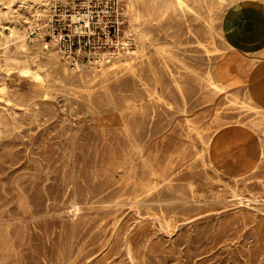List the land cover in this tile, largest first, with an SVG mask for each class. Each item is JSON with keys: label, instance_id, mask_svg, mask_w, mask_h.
I'll list each match as a JSON object with an SVG mask.
<instances>
[{"label": "rangeland", "instance_id": "rangeland-1", "mask_svg": "<svg viewBox=\"0 0 264 264\" xmlns=\"http://www.w3.org/2000/svg\"><path fill=\"white\" fill-rule=\"evenodd\" d=\"M45 1L30 2L29 8L11 0H0V10L12 13L11 17H2L3 25L15 31L13 37L10 31L4 32L8 39L0 35V89L5 90L0 93V264H264V206H261L264 205V114L247 106L249 88H256L260 76L253 75L250 79L249 69L264 62V36L256 32L253 20L246 27L239 12L234 11L246 0H197L189 3L192 12L176 7L169 11L159 8L152 20L138 17L140 4L130 9L127 0H117L121 19L119 35L113 37L112 48L90 57L75 56L80 70L73 63H66V56L61 53L59 56L57 46H52L48 25L53 8L58 4L71 11L86 7L85 13L102 18L101 28L108 29L107 23L113 16L112 0ZM256 1L264 3V0ZM133 26L147 36V49L140 50ZM5 47L9 61L3 56ZM238 51L244 57L235 53ZM25 66L33 74L21 73ZM210 76L216 87L209 85ZM116 99L121 102L118 104ZM136 110L138 113L134 114ZM104 128L111 130L107 132ZM240 131L245 134L250 155L242 154L234 161L235 165L214 163L209 152L211 140L220 134L229 137ZM250 157L254 160L253 169L242 173L241 166Z\"/></svg>", "mask_w": 264, "mask_h": 264}, {"label": "bare ground", "instance_id": "bare-ground-1", "mask_svg": "<svg viewBox=\"0 0 264 264\" xmlns=\"http://www.w3.org/2000/svg\"><path fill=\"white\" fill-rule=\"evenodd\" d=\"M43 1H45V0H43ZM47 1V0H46ZM45 1V2H46ZM128 2H129V6H130V9H132V7H135L137 4H140L141 5V9H139L140 10V13H139V16L138 17H144L145 19H149V20H152L151 18H152V16H153V14L155 13V11H157L159 8H164L166 11H169L171 8H174V7H176V8H179V9H181V10H190L191 12L192 11H194L193 10V8L189 5V3L190 2H193V3H196V2H198L197 0H127ZM223 2H226L227 0H222ZM232 1V0H231ZM30 2H33V3H35L36 2V0H11V3H13V4H20V5H27L29 8L31 7L30 5H29V3ZM213 2H215V1H213ZM40 3H41V1H40ZM44 3V2H43ZM127 6V5H126ZM214 6V5H213ZM139 7V6H138ZM216 7V6H215ZM20 8V7H19ZM138 9V8H137ZM211 10V9H210ZM216 10V9H215ZM138 11V10H137ZM26 12V11H25ZM38 13H40V12H38ZM180 13V12H179ZM197 13V12H196ZM32 14V13H31ZM36 14V13H35ZM138 14V13H137ZM185 14V13H184ZM187 14V13H186ZM194 14V13H193ZM199 14V13H198ZM210 14V13H209ZM213 14V13H212ZM212 14H210V15H212ZM33 15V14H32ZM182 14L180 13V16H181ZM190 15V14H189ZM221 15V14H220ZM3 16H5V17H11L12 16V13H11V11H8V12H3L2 10H0V28L3 30L2 32H0V35H1V37H4V38H6V39H8L9 38V36H6L5 35V31H10L11 33H12V35L10 36V37H13L14 36V30L13 29H11V28H8V27H6L5 25H3V22H2V17ZM186 16V15H185ZM197 16V15H196ZM215 16V15H214ZM128 17V16H127ZM134 17V16H133ZM191 17V16H190ZM210 17H212V16H210ZM47 18V17H46ZM174 18V17H173ZM200 18V17H199ZM177 19V18H176ZM186 19V18H185ZM188 19H189V17H188ZM191 19H193L192 17H191ZM201 19V18H200ZM214 19V18H213ZM212 19V20H213ZM168 19H166V21H167ZM190 20V19H189ZM195 20V19H194ZM193 20V21H194ZM197 20H198V18H197ZM202 20V19H201ZM215 20H217L216 18H215ZM37 21V20H36ZM170 21V20H169ZM178 21V20H177ZM180 21V20H179ZM33 22V21H32ZM197 22V21H196ZM163 23H165V21L163 22ZM167 23H169V22H167ZM205 23V22H204ZM211 23V22H210ZM213 23H214V21H213ZM19 24V23H18ZM35 24V23H34ZM207 24V23H206ZM20 25H21V22H20ZM32 25V24H31ZM131 25H133L132 23H131ZM141 25V24H140ZM164 25V24H163ZM166 25H168V24H166ZM170 25V24H169ZM172 25V24H171ZM175 25V24H174ZM210 25V24H209ZM135 26V25H134ZM133 26V31L135 32V36H137L138 37V40H139V47H140V50L141 49H143L144 47H145V42H146V40H147V36L145 35V33L143 32V31H141V30H139V29H136L135 27ZM157 26V25H156ZM206 26V25H205ZM24 27V26H23ZM160 27V26H159ZM159 27H156V28H159ZM166 27V26H165ZM175 27V26H174ZM130 28V27H129ZM160 28H162V27H160ZM169 28V27H168ZM167 28V29H168ZM204 28V27H203ZM167 29H166V31H167ZM144 30H146V29H144ZM153 30V29H152ZM151 31V30H150ZM149 31V32H150ZM168 31H169V29H168ZM206 31V30H205ZM209 31V30H208ZM131 32V31H130ZM154 32V31H153ZM193 33V32H192ZM210 33V32H209ZM221 33H223V29H222V32ZM31 34V33H30ZM224 34V33H223ZM212 35V34H211ZM216 35V34H215ZM35 36V35H34ZM152 36V35H151ZM162 36V35H161ZM129 37V36H128ZM127 37V38H128ZM154 37H156L155 35H154ZM159 37V36H158ZM123 38H126V37H123ZM203 38H204V36H203ZM205 38H207V37H205ZM209 38H211V37H209ZM216 38V37H215ZM218 38V37H217ZM25 39V38H24ZM121 39V38H120ZM159 39V38H158ZM208 39V38H207ZM224 39H225V41H226V43L228 44V46L230 47V44H229V42H228V40H227V38H226V36H225V34H224ZM5 40V39H4ZM219 40V39H218ZM23 41V40H22ZM27 41V40H26ZM148 41V40H147ZM156 41V40H155ZM194 41V40H193ZM223 41V40H222ZM9 40H7V42L5 43L6 45H7V47H8V44H9ZM47 42V41H46ZM123 42V41H122ZM149 42V41H148ZM153 42V41H152ZM184 42V41H183ZM189 42V41H188ZM195 42V41H194ZM199 42V41H198ZM25 43V42H24ZM125 43V42H124ZM163 43V42H162ZM208 43V42H207ZM223 43V42H222ZM186 44V43H185ZM199 44V43H198ZM225 44V43H224ZM129 45V44H128ZM148 45V44H147ZM26 46V45H25ZM47 46V45H46ZM52 46H54L55 47V44H54V42H53V44H52ZM221 46V45H220ZM7 47H5V49H4V52H3V56H4V58H5V60L6 61H9L10 60V57L9 56H7V54H6V49H7ZM43 47V46H42ZM44 47H45V45H44ZM53 47V48H54ZM118 47V46H117ZM180 47V46H179ZM206 47V46H205ZM146 48V47H145ZM144 48V49H145ZM168 48V47H167ZM214 48V47H213ZM221 48V47H220ZM21 49V48H20ZM23 49V48H22ZM29 49V48H28ZM147 49V48H146ZM160 49V48H159ZM166 48H164V51H166L165 50ZM193 49V48H192ZM191 49V50H192ZM205 49V48H204ZM210 49V48H209ZM212 49V48H211ZM216 49V48H215ZM214 49V50H215ZM24 50V49H23ZM38 50V49H37ZM41 50H42V48H41ZM47 50V49H46ZM54 50V49H53ZM124 50V49H123ZM168 50H169V48H168ZM176 50V49H175ZM194 50V49H193ZM197 50V49H196ZM213 50V49H212ZM217 50V49H216ZM162 51V50H161ZM160 51V52H161ZM174 51V50H173ZM218 51V50H217ZM49 52V51H48ZM55 52V51H54ZM58 52V51H57ZM124 52V51H123ZM159 52V51H158ZM170 52V51H169ZM194 52H196V51H194ZM199 52V51H198ZM163 53V52H162ZM170 53H172V52H170ZM208 53L210 54V51H208ZM235 53H237V54H239V55H241V56H243V54L240 52V51H238V52H235ZM57 54H59V56H60V52H58ZM160 54V53H159ZM206 54V53H205ZM225 54V53H224ZM157 55V54H156ZM168 55H170V54H168ZM173 55V54H172ZM182 55V54H181ZM202 55V54H201ZM208 55V54H207ZM221 55V54H220ZM62 56V55H61ZM100 56V55H99ZM111 56V55H110ZM121 56V55H120ZM162 56H164V55H162ZM161 56V57H162ZM173 56H175V55H173ZM185 56V55H184ZM190 56V55H189ZM210 56V55H209ZM50 57V56H49ZM63 57V56H62ZM165 57H167L166 55H165ZM191 57V56H190ZM244 57V56H243ZM42 58V57H41ZM142 58V57H141ZM164 58V57H163ZM169 58V57H168ZM213 58V57H212ZM37 59V58H36ZM59 59H62V58H59ZM64 59H65V61H66V63H68V64H70V63H73L74 64V66H75V68H77V69H79L80 70V64H79V62H78V60L75 58V56H70V58L69 57H64ZM82 59V58H81ZM148 59V58H147ZM187 59V58H186ZM89 60V59H88ZM94 60V59H93ZM123 60H124V58H123ZM127 60V59H126ZM142 60V59H141ZM154 60V59H153ZM164 60V59H163ZM184 60V59H183ZM190 60V59H189ZM58 61V60H57ZM160 61V60H159ZM166 61V60H165ZM169 61V60H168ZM182 61V60H181ZM264 61V60H263ZM3 62H4V60H3ZM96 62V61H95ZM142 62V61H141ZM173 62H176V61H173ZM48 63V62H47ZM57 63V62H56ZM138 63V62H137ZM140 63V62H139ZM170 63V62H169ZM183 62H181L180 64H182ZM187 63V62H186ZM192 63V62H191ZM32 64V63H31ZM147 64V63H146ZM158 64V63H157ZM179 64V63H178ZM96 65V64H95ZM98 65V64H97ZM96 65V66H97ZM132 65V64H131ZM143 65V64H142ZM174 65V64H173ZM194 65V64H193ZM49 66H50V64H49ZM55 66V65H54ZM125 66H127V65H125ZM140 66V65H139ZM150 66V65H149ZM184 66V65H183ZM123 67V66H122ZM179 67V66H178ZM62 68V67H61ZM90 68V67H89ZM143 68H144V66H143ZM142 68V69H143ZM147 68V67H146ZM200 68V67H199ZM212 68H213V66H212ZM58 69V68H57ZM93 69V68H92ZM141 69V70H142ZM160 69V68H159ZM210 69V68H209ZM264 69V62L263 63H260L259 64V66H256V67H252L251 69H249L250 71H249V77H250V79L252 78V76L254 75V76H256V74H257V72H259L260 70H263ZM120 70V69H119ZM122 70V69H121ZM152 70H154V69H152ZM156 70V69H155ZM168 70H170V69H168ZM178 70V69H177ZM187 70V69H186ZM58 71V70H57ZM64 71V70H63ZM87 71V70H86ZM127 71V70H126ZM143 71V70H142ZM151 71V70H150ZM150 71H149V73H150ZM161 71V70H160ZM171 71V70H170ZM21 73H23V74H33L32 72H30V69L28 68V67H23L22 69H21V71H20ZM59 72V71H58ZM66 72V71H65ZM96 72V71H95ZM124 72H125V70H124ZM145 72V71H144ZM156 72V71H155ZM158 72L159 71H157L156 73L158 74ZM168 72V71H167ZM166 72V73H167ZM174 72V71H173ZM176 72V71H175ZM180 72V71H179ZM186 72V71H185ZM38 73V72H37ZM37 73H35V74H37ZM61 73V72H60ZM82 73V72H81ZM88 73V72H87ZM127 73H129V72H127ZM139 73V72H138ZM148 73V74H149ZM172 73V72H171ZM187 73H189L188 71H187ZM46 74V73H45ZM58 74V73H57ZM56 74V75H57ZM141 74V73H140ZM144 74V73H143ZM176 74V73H175ZM192 74V73H191ZM60 75V74H59ZM63 75V74H62ZM96 75V74H95ZM116 75H117V72H116ZM122 75V74H121ZM124 75H126V74H124ZM130 75V74H129ZM177 75V74H176ZM185 75V74H184ZM195 75V74H194ZM61 76V75H60ZM59 76V77H60ZM108 76V75H107ZM133 76V75H132ZM149 77H150V75H148ZM152 76V75H151ZM157 76V75H156ZM169 76V75H168ZM197 76V75H196ZM201 76V75H200ZM66 77V76H65ZM116 77V76H115ZM140 77H142V76H140ZM148 77V78H149ZM164 77V76H163ZM163 77H161V79H163ZM171 77V76H170ZM207 77H209V76H207ZM130 78H132L131 76H130ZM136 78H137V76H136ZM146 78V77H145ZM147 78V79H148ZM166 78V77H165ZM176 78V77H175ZM188 78V77H187ZM194 78H196V77H194ZM206 78V77H205ZM59 79V78H58ZM57 79V80H58ZM111 79V78H110ZM115 79V78H114ZM125 79V78H124ZM143 79V78H142ZM158 79H160V77L158 78ZM173 79V78H172ZM179 79V78H178ZM183 79V78H182ZM209 79V82H210V84L209 85H212V86H214V87H216V85H215V82H214V78H213V76H210V78H208ZM71 80V79H70ZM82 80V79H81ZM130 80V79H129ZM154 80V79H153ZM193 80V79H192ZM65 81V80H64ZM67 81V80H66ZM98 81V80H97ZM107 81V80H106ZM132 81H133V79H132ZM69 82V81H68ZM120 82V81H119ZM126 82V81H125ZM124 82V83H125ZM142 82V81H141ZM153 82V81H152ZM156 82V81H155ZM175 82V81H174ZM181 82V81H180ZM198 82V81H197ZM204 82V81H203ZM107 83V82H106ZM128 83V82H127ZM143 83H144V81H143ZM148 83H149V81H148ZM163 83V82H162ZM177 83V82H176ZM207 83V82H206ZM55 84V83H54ZM71 84V83H70ZM98 84V83H97ZM104 84V83H103ZM114 84H115V82H114ZM122 84V83H121ZM168 84V83H167ZM197 84V83H196ZM65 86H66V84H64ZM112 85V84H111ZM143 85V84H142ZM160 85V84H159ZM191 85V84H190ZM60 86V85H59ZM71 86V85H70ZM81 86H82V84H81ZM98 86V85H97ZM100 86V85H99ZM108 86H110V85H108ZM128 86V85H127ZM134 86H135V84H134ZM147 86V85H146ZM154 86V85H153ZM168 86H170V85H168ZM171 86H173V85H171ZM116 87V86H115ZM131 87V86H130ZM158 87H160V86H158ZM209 87V86H208ZM213 87V88H214ZM62 88V87H61ZM63 88H65V87H63ZM62 88V89H63ZM94 88V87H93ZM102 88V87H101ZM111 88V87H110ZM122 88V87H121ZM134 88H136V87H134ZM143 88H144V86H143ZM163 88V87H162ZM165 88H166V86H165ZM178 88V87H177ZM212 88V87H211ZM96 89V88H95ZM104 89V88H103ZM107 89H109L108 87H107ZM106 89V90H107ZM168 89V88H167ZM64 90H66V89H64ZM69 90H70V88H69ZM71 90H73V89H71ZM75 90V89H74ZM99 90H101V89H99ZM113 90V89H112ZM129 90V89H128ZM155 90V89H154ZM161 90V89H160ZM163 90H164V88H163ZM189 90V89H188ZM5 90H4V88H1L0 89V93H3ZM61 91V90H60ZM138 91V90H137ZM151 92L153 91L152 89L150 90ZM162 91V90H161ZM174 91V90H173ZM217 91V90H216ZM101 92V91H100ZM119 92V91H118ZM118 92H116V93H118ZM135 92V91H134ZM164 92V91H163ZM168 92V91H167ZM182 92V91H181ZM198 92V91H197ZM196 92V93H197ZM201 92V91H200ZM71 93V92H70ZM75 93V92H74ZM88 93V92H87ZM91 93V92H90ZM137 93V92H136ZM170 93V92H169ZM189 93V92H188ZM193 93V92H192ZM77 94V93H76ZM79 94V93H78ZM77 94V95H78ZM83 94V93H82ZM89 94V93H88ZM112 94H114V93H112ZM128 94V93H127ZM149 94V93H148ZM154 94V93H153ZM201 94V93H200ZM84 95V94H83ZM91 95H93L94 96V93L93 94H91ZM90 95V96H91ZM97 95H98V93H97ZM116 95V94H115ZM123 95V94H122ZM124 95H126V93L124 94ZM129 95V94H128ZM132 95V94H131ZM139 95V94H138ZM150 95H152V94H150ZM161 95V94H160ZM166 95V94H165ZM177 95V94H176ZM239 95V94H238ZM244 95V94H243ZM170 97H171V95H169ZM183 96V95H182ZM226 96H228V95H226ZM76 97V96H75ZM81 97H82V95H81ZM104 97V96H103ZM150 97V96H149ZM153 97H155V96H153ZM186 97V96H185ZM184 97V98H185ZM200 97V96H199ZM199 97H198V99H199ZM202 97V96H201ZM70 98V97H69ZM94 98V97H93ZM95 98H96V96H95ZM97 98H99L100 99V97H97ZM136 98V97H135ZM173 98H174V95H173ZM226 98V97H225ZM88 99V98H87ZM112 99H114V96H113V98ZM117 99H120V98H118L117 97ZM117 99L115 100L116 102H118L117 101ZM128 99H130V97L128 98ZM146 99V98H145ZM152 99V98H151ZM155 99V98H154ZM172 99V98H171ZM188 99H190V98H188ZM79 100H82V99H79ZM140 100V99H139ZM141 100H142V98H141ZM153 100V99H152ZM158 100V99H157ZM173 100H176V98L175 99H173ZM185 100V99H184ZM59 101V100H58ZM91 101V100H90ZM101 101V100H100ZM105 101V100H104ZM127 101V100H126ZM145 101V100H144ZM161 101H164V100H161ZM189 101V100H188ZM231 101V100H230ZM237 101H238V99H237ZM244 101H245V99H244ZM247 101H248V103H247V106H249L252 110H254V111H256V112H260V113H262V114H264V87H260L259 85H257L256 86V89L255 90H251L250 88H249V92H248V98H247ZM61 102V101H60ZM77 102V101H76ZM86 102V101H85ZM98 102V101H97ZM115 102V103H116ZM121 101H119L118 102V104L120 103ZM143 102V101H142ZM165 102V101H164ZM172 102V101H171ZM201 102H203V100L201 101ZM235 102V101H234ZM70 103H72V102H70ZM99 103V102H98ZM97 103V104H98ZM105 103V102H104ZM156 103V102H155ZM200 103V102H199ZM241 103V102H240ZM7 104V103H6ZM10 104V103H9ZM76 104V103H75ZM177 104V103H176ZM204 104V103H203ZM227 104V103H226ZM72 105V104H71ZM83 105V104H82ZM103 105V104H102ZM102 105H100V106H102ZM107 104H105V106H106ZM112 105V104H111ZM128 105V104H127ZM140 105V104H139ZM146 105H148V104H146ZM182 105V104H181ZM180 105V106H181ZM187 105V104H186ZM225 105V104H224ZM234 105V104H233ZM240 105V104H239ZM8 106V105H7ZM104 106V105H103ZM130 106V105H129ZM141 106V105H140ZM159 106H160V104H159ZM167 106V105H166ZM173 106V105H172ZM198 106H200L199 104H198ZM231 106H232V104H231ZM241 106V105H240ZM82 107V106H81ZM99 107V106H98ZM97 107V108H98ZM146 108H147V106H145ZM149 107V106H148ZM154 107H155V105H154ZM193 107H195V106H193ZM203 107V106H202ZM229 107V106H228ZM241 107H243V106H241ZM64 108V107H63ZM78 108V107H77ZM86 108V107H85ZM109 108V107H108ZM124 108V107H123ZM145 108V109H146ZM171 108V107H170ZM197 108V107H196ZM236 108V107H235ZM3 109V108H2ZM39 109V108H38ZM89 109V108H88ZM107 109V108H106ZM128 109V108H127ZM142 109V108H141ZM163 109V108H162ZM172 109V108H171ZM191 109V108H190ZM195 109V108H194ZM21 110V109H20ZM91 110V109H90ZM89 110V111H90ZM102 110V109H101ZM129 110V109H128ZM135 110V109H134ZM152 110V109H151ZM155 110V109H154ZM160 110V109H159ZM179 110V109H178ZM222 110V109H221ZM230 110V109H229ZM10 111H12V110H10ZM73 111V110H72ZM121 111V110H120ZM162 111V110H161ZM182 111V110H181ZM234 111V110H233ZM13 112V111H12ZM22 112V111H21ZM77 112V111H76ZM93 112V111H92ZM95 112V111H94ZM125 112H127V111H125ZM130 111H128L127 113H129ZM137 112V110L134 112V114ZM141 112V111H140ZM146 112V111H145ZM160 112V111H159ZM159 112H158V114H159ZM169 112V111H168ZM176 112V111H175ZM193 112V111H192ZM223 112H224V110H223ZM222 112V113H223ZM249 112H250V110H249ZM73 113V112H72ZM84 113H87V112H84ZM109 113V112H108ZM116 113V112H115ZM119 113V112H118ZM138 113V112H137ZM157 113V112H156ZM179 113V112H178ZM104 113H102L101 115H103ZM130 114V113H129ZM132 114V113H131ZM141 114V113H140ZM147 114V113H146ZM150 114V112L147 114V115H149ZM176 114V113H175ZM250 114V113H249ZM25 115V114H24ZM52 115H54V114H52ZM106 115H107V113H106ZM137 115V114H136ZM156 115V114H155ZM224 115V114H223ZM46 116H48L47 114H46ZM90 116V115H89ZM94 116V115H93ZM115 116V115H114ZM140 116V115H139ZM151 115H149V117H150ZM153 116V115H152ZM158 116V115H157ZM160 116V115H159ZM168 116H170V115H168ZM171 116H173V115H171ZM49 117V116H48ZM78 117V116H77ZM126 117V116H125ZM137 117V116H136ZM176 117V116H175ZM241 117V116H240ZM62 118V117H61ZM132 118H133V116H132ZM144 118H146L145 116H144ZM144 118H143V120H144ZM155 118H157V117H155ZM225 118V117H224ZM229 118V117H228ZM25 119H26V117H25ZM64 119V118H63ZM116 119V118H115ZM142 119V118H141ZM161 119V118H160ZM166 119V118H165ZM164 119V120H165ZM174 119V118H173ZM263 119V118H262ZM89 120H90V118H89ZM106 120V119H105ZM111 120V123H112V119H110ZM128 120H129V118H128ZM154 120V119H153ZM92 121V120H91ZM95 121H96V119H95ZM99 121H102V120H99ZM131 121V120H130ZM147 121H149V120H147ZM156 121V120H155ZM162 121V120H161ZM119 122V121H118ZM132 122V121H131ZM170 122V121H169ZM188 122V121H187ZM65 123V122H64ZM69 123H71V122H69ZM81 123V122H80ZM100 123V122H99ZM160 123V122H159ZM186 123V122H185ZM264 123V122H263ZM66 124V123H65ZM68 124V123H67ZM96 124V123H95ZM98 124V123H97ZM110 124V123H109ZM132 124V123H131ZM140 124V123H139ZM168 124V123H167ZM170 124V123H169ZM168 124V125H169ZM187 124V123H186ZM189 124V123H188ZM100 125V124H99ZM143 125V124H142ZM146 125H148V124H146ZM152 125V124H151ZM159 125V124H158ZM168 125H166V126H168ZM191 125V124H190ZM32 126V125H31ZM68 126V125H67ZM74 126H76V125H74ZM102 126H104L103 125V123H102ZM106 126V125H105ZM180 127V126H179ZM192 127V126H191ZM77 128V127H76ZM79 128V127H78ZM81 128H82V126H81ZM98 128V127H97ZM103 128V127H102ZM111 128V127H110ZM115 128V127H114ZM125 128V127H124ZM135 128V127H134ZM80 129V128H79ZM95 129V128H94ZM105 129V128H104ZM141 129H142V127H141ZM162 129V128H161ZM165 128H163L162 130H164ZM187 129V128H186ZM186 129H185V131H186ZM69 130H70V128H69ZM78 130V129H77ZM101 130V129H100ZM106 130V129H105ZM109 130H111V129H109ZM108 130V131H109ZM118 130V129H117ZM145 130V129H144ZM143 130V131H144ZM154 130H155V128H154ZM192 130V129H191ZM190 130V131H191ZM79 131V130H78ZM107 131V130H106ZM107 131V132H108ZM129 131V130H128ZM139 131V130H138ZM149 131V130H148ZM194 131V130H193ZM133 132V131H132ZM156 132V131H155ZM192 132V131H191ZM215 132V131H214ZM46 133H47V131H46ZM60 133V132H59ZM104 133V132H103ZM126 133H127V131H126ZM129 133H130V131H129ZM135 133V132H134ZM137 133V132H136ZM142 133V132H141ZM145 133V132H144ZM188 134H189V132H187ZM194 133H195V131H194ZM23 134V133H22ZM105 134V133H104ZM104 134H102V135H104ZM108 134V133H107ZM118 134H119V132H118ZM131 134V133H130ZM129 134V135H130ZM138 134V133H137ZM140 134V133H139ZM146 134H147V132H146ZM156 134H157V132H156ZM74 135V134H73ZM101 135V134H100ZM122 135V134H121ZM155 135V134H154ZM160 135V134H159ZM212 135V134H211ZM89 136H90V134H89ZM95 136V135H94ZM97 136V135H96ZM108 136V135H107ZM126 136V135H125ZM142 136V135H141ZM150 136V135H149ZM158 136V135H157ZM208 136V135H207ZM75 137H77V136H75ZM113 137V136H112ZM152 137V136H151ZM70 138V137H69ZM114 138V137H113ZM143 138V137H142ZM191 138V137H190ZM209 138V137H208ZM13 139V138H12ZM83 139V138H82ZM88 139V138H87ZM115 139V138H114ZM132 139V138H131ZM130 139V140H131ZM141 139V138H140ZM50 140V139H49ZM67 140V139H66ZM84 140V139H83ZM102 140H104V139H102ZM111 140V139H110ZM113 140V139H112ZM111 140V141H112ZM120 140V139H119ZM134 140V139H133ZM149 140H151V138L149 139ZM16 141V140H15ZM81 141V140H80ZM147 141V140H146ZM208 141V140H207ZM72 142V141H71ZM93 142H95V141H93ZM104 142V141H103ZM125 142V141H124ZM132 142V141H131ZM142 142H144V140H142ZM141 142V143H142ZM148 142H150V141H148ZM202 142V141H201ZM74 143V142H73ZM90 142H88V144H89ZM111 143V142H110ZM110 143H107V144H110ZM128 143V142H127ZM135 143V142H134ZM138 143V142H137ZM87 144V145H88ZM101 144V143H100ZM99 144V145H100ZM116 144H118V143H116ZM139 144V143H138ZM200 144V143H199ZM246 144H247V142H246V138H245V134H244V132H242V131H240L239 133H237V134H235V135H232V136H229V137H227V135H222V134H220L219 136L217 135V136H215L212 140H211V142H210V145H209V152H210V158H211V160L214 162V163H219L220 161H221V163L223 162H225L226 164H229V165H235V163H234V161L236 160V159H239L240 157H241V155L242 154H244V153H248L249 155H250V153H249V151H247L246 150ZM91 145V144H90ZM93 145V144H92ZM111 145H112V143H111ZM110 145V146H111ZM120 145V144H119ZM123 145V144H122ZM129 145V144H128ZM132 145V144H131ZM97 146V145H96ZM134 146V145H133ZM199 147H200V145H198ZM48 147H49V145H48ZM81 147V146H80ZM80 147H78V148H80ZM92 147V146H91ZM90 147V148H91ZM136 147H137V144H136ZM143 147V146H142ZM141 147V148H142ZM198 147V148H199ZM119 148V147H118ZM141 148H139V149H141ZM204 148V147H203ZM202 148V149H203ZM105 149V148H104ZM108 149V148H107ZM13 150V149H12ZM95 150V149H94ZM120 150V149H119ZM10 151H11V149H10ZM52 151V150H51ZM75 151V150H74ZM83 151V150H82ZM92 151V150H91ZM125 151L127 152V150L125 149ZM130 151H131V149H130ZM44 152V151H43ZM66 152H67V150H66ZM121 152V151H120ZM132 152V151H131ZM135 152V151H134ZM136 152H137V150H136ZM208 152V153H209ZM70 153V152H69ZM85 153V152H84ZM89 153V152H88ZM92 153V152H91ZM95 153L96 152H94V155H95ZM130 153V152H129ZM193 153H194V151H193ZM199 153V152H198ZM42 154V153H41ZM65 154V153H64ZM137 154V153H136ZM203 154V153H202ZM67 155V154H66ZM89 155V154H88ZM130 155V154H129ZM64 156V155H63ZM97 156V155H96ZM118 156V155H117ZM119 156H121V155H119ZM124 156V155H123ZM83 157V156H82ZM87 157V156H86ZM94 157L95 156H92V158L94 159ZM122 157V156H121ZM126 157H127V154H126ZM72 158V157H71ZM119 158V157H118ZM125 158V157H124ZM154 158V157H153ZM193 158V157H192ZM198 158V157H197ZM67 159V158H66ZM66 159H64L65 160V162H67L66 161ZM70 159V158H69ZM88 159H90L89 157H88ZM200 159V158H199ZM203 159V158H202ZM94 160H96V159H94ZM114 160V159H113ZM116 160H118V159H116ZM116 160L113 162V163H115L116 162ZM132 160V159H131ZM135 160V159H134ZM138 160V159H137ZM198 160V159H197ZM201 160V159H200ZM50 161V160H49ZM69 161V160H68ZM72 161V160H71ZM91 161H93V160H91ZM101 161V160H100ZM129 161V160H128ZM88 162V161H87ZM133 162V161H132ZM138 162V161H137ZM143 162V161H142ZM196 162V161H195ZM62 163H64V162H62ZM79 163V162H78ZM92 163V162H91ZM117 163V162H116ZM115 163V164H116ZM119 163V162H118ZM121 163V162H120ZM135 163V162H134ZM134 163H133V165H134ZM141 163V162H140ZM145 163V162H144ZM209 163V162H208ZM77 164V163H76ZM94 164V163H93ZM114 164V165H115ZM122 164V163H121ZM194 164V163H193ZM202 164V163H201ZM113 165V166H114ZM118 165V164H117ZM120 165V164H119ZM118 165V166H119ZM130 165V164H129ZM141 165V164H140ZM152 165V164H151ZM210 165V164H209ZM64 166V165H63ZM81 166V165H80ZM105 166V165H104ZM123 166H124V164H123ZM211 166V165H210ZM253 166H254V160H253V158H251L250 157V159L248 160V162L246 163V164H244V165H242L241 167L243 168V170L241 171L242 173L244 172V173H246V172H249V171H251L252 169H253ZM95 167V166H94ZM125 167V166H124ZM66 168H67V166H66ZM74 168V167H73ZM78 168V167H77ZM77 168H75V169H77ZM96 168V167H95ZM106 168V167H105ZM115 168V167H114ZM114 168H112L113 170H114ZM118 168V167H117ZM135 168V167H134ZM144 168H145V166H144ZM211 168V167H210ZM111 169V168H110ZM110 169H108V170H110ZM112 169H111V171H112ZM190 169V168H189ZM52 170V169H51ZM140 170V169H139ZM142 170V169H141ZM71 170H69V172H70ZM110 171V172H111ZM132 171V170H131ZM149 171V170H148ZM151 171V170H150ZM204 171H205V169H204ZM56 172V171H55ZM59 172V171H58ZM102 172H103V170H102ZM146 172V171H145ZM217 172V171H216ZM50 173V172H49ZM60 173V172H59ZM72 173V172H71ZM92 173V172H91ZM144 173V172H143ZM177 173V172H176ZM218 173V172H217ZM66 174V173H65ZM73 174V173H72ZM102 174V173H101ZM100 174V175H101ZM127 173H125V175H126ZM136 174V173H135ZM151 174H153V173H151ZM62 175V174H61ZM90 175H92V174H90ZM105 175V174H104ZM104 175H102V176H104ZM142 175V174H141ZM140 175V176H141ZM3 176V175H2ZM123 176V175H122ZM127 176V175H126ZM55 177V176H54ZM74 177V176H73ZM129 177V176H128ZM136 177V176H135ZM147 177V176H146ZM61 178V177H60ZM88 177H85V179L86 180H88L87 179ZM95 178V177H94ZM125 178V177H124ZM177 178V177H176ZM77 179V178H76ZM83 179V178H82ZM100 179V178H99ZM120 179V181L122 180L121 179V177L119 178ZM131 179V178H130ZM55 180V179H54ZM53 180V181H54ZM61 180V179H60ZM90 180V179H89ZM94 180V179H93ZM124 180V179H123ZM139 180V179H138ZM146 180V179H145ZM79 181V180H78ZM83 181V180H82ZM85 181V180H84ZM96 181V180H95ZM230 181V180H229ZM255 181V180H254ZM55 182V181H54ZM70 182V181H69ZM86 183H87V181H85ZM91 182V181H90ZM109 182V181H108ZM114 182H115V180H114ZM117 182V181H116ZM115 182V183H116ZM119 182V181H118ZM117 182V183H118ZM172 182V181H171ZM78 183V182H77ZM81 183V182H80ZM89 183V182H88ZM98 183V182H97ZM101 183V182H100ZM161 183H163V182H161ZM261 183V182H260ZM79 184V183H78ZM111 184H113V183H111ZM168 185L170 184L171 185V183H167ZM92 185V184H91ZM101 185V184H100ZM99 185V186H100ZM118 185H119V183H118ZM130 185V184H129ZM163 185H164V183H163ZM180 185V184H179ZM178 185V186H179ZM191 185V184H190ZM253 185V184H252ZM259 185V184H258ZM23 186V185H22ZM67 186V185H66ZM94 186V185H93ZM114 187H115V185H113ZM181 186V185H180ZM237 186V185H236ZM250 186V185H249ZM91 187V186H90ZM98 187V186H97ZM101 187V186H100ZM155 187V186H154ZM159 187V186H158ZM166 187H168V186H166ZM165 187V188H166ZM173 187V186H172ZM55 188H57V187H55ZM94 188V187H93ZM92 188V189H93ZM108 188H111L110 186L108 187ZM117 188V187H116ZM125 188H126V186H125ZM131 189H132V187H130ZM162 188V187H161ZM175 188V187H174ZM174 188H172V189H174ZM180 188V187H179ZM261 188V187H260ZM259 188V189H260ZM15 189V188H14ZM13 189V190H14ZM25 189V188H24ZM31 189V188H30ZM41 190H42V187L40 188ZM64 189H65V186H64ZM124 189V188H123ZM189 189V188H188ZM237 189V188H236ZM111 190V189H110ZM118 190V189H117ZM125 190V189H124ZM175 190H176V188H175ZM179 190V189H178ZM178 190L176 191V192H178ZM1 191V190H0ZM12 191V190H11ZM15 191V190H14ZM23 191V190H22ZM30 191V190H29ZM93 191V190H92ZM99 191H100V189H99ZM119 191V190H118ZM161 191H162V189H161ZM160 191V192H161ZM183 191V190H182ZM28 192V191H27ZM52 192V191H51ZM80 192V191H79ZM78 192V193H79ZM95 192V191H94ZM116 192V191H115ZM123 192V191H122ZM130 192V191H129ZM152 192V191H151ZM171 192H173V191H171ZM184 192V191H183ZM38 193V192H37ZM42 193V192H41ZM58 193V192H57ZM63 193V192H62ZM74 193V192H73ZM100 193V192H99ZM105 193V192H104ZM109 193V192H108ZM111 193V192H110ZM168 193V192H167ZM232 193V192H231ZM262 192H260V194H261ZM1 194V193H0ZM9 194V193H8ZM85 194H87V192L85 193ZM84 194V195H85ZM90 194V193H89ZM119 194H120V192H119ZM129 194V193H128ZM155 194V193H154ZM174 194V193H173ZM233 194V193H232ZM9 195H11V194H9ZM43 195V194H42ZM75 195V194H74ZM99 195V194H98ZM101 195V194H100ZM117 195H118V193H117ZM124 195V194H123ZM169 195H171V194H169ZM168 195V196H169ZM175 195V194H174ZM192 195V194H191ZM263 195V194H262ZM40 196V195H39ZM51 196H52V193H51ZM59 196V195H58ZM57 196V197H58ZM79 196H80V194H79ZM111 196H113V195H111ZM121 196H122V194H121ZM125 196V195H124ZM148 196V195H147ZM161 196V195H160ZM159 196V197H160ZM172 196V195H171ZM179 196V195H178ZM181 196V195H180ZM193 196V195H192ZM3 197H4V195H3ZM61 197V196H60ZM77 197V196H76ZM85 197H87V196H85ZM107 197V196H106ZM105 197V198H106ZM120 197V196H119ZM163 197H166L167 198V196H164V194H163ZM183 197V196H182ZM200 197V196H199ZM36 198H38L37 196H36ZM35 198V199H36ZM53 198V197H52ZM146 198V197H145ZM184 198V197H183ZM234 198H235V196H234ZM5 199V198H4ZM3 199V200H4ZM31 199V198H30ZM76 199V198H75ZM84 199V198H83ZM139 199V198H138ZM149 199V198H148ZM154 199V198H153ZM179 199V197L177 198V200ZM231 199H232V197H231ZM236 199V198H235ZM61 200V199H60ZM79 200V199H78ZM82 199H80V201H81ZM86 200V199H85ZM95 200V199H94ZM147 200V199H146ZM150 200V199H149ZM161 200V199H160ZM176 200V201H177ZM243 200V199H242ZM256 200H257V198H256ZM37 201H38V199H37ZM56 201V200H55ZM58 201V200H57ZM56 201V202H57ZM83 201V200H82ZM96 201H97V198H96ZM95 201V202H96ZM111 201H113V200H111ZM143 201V200H142ZM141 201V202H142ZM165 201V200H164ZM163 201V202H164ZM173 201V200H172ZM189 201H190V199H189ZM194 201V200H193ZM192 201V202H193ZM236 201V200H235ZM5 202H6V200H5ZM10 202V201H9ZM47 202V201H46ZM61 202V201H60ZM63 202V201H62ZM86 202V201H85ZM94 202V203H95ZM104 202H105V200H104ZM103 202V203H104ZM121 202H124V201H121ZM147 202V201H146ZM145 202V203H146ZM197 202H199V201H197ZM204 202V201H203ZM38 203V202H37ZM55 203V202H54ZM63 203H65V202H63ZM78 203H80V202H78ZM82 203V202H81ZM89 203V202H88ZM110 203V202H109ZM127 203H129V201H127ZM151 203V202H150ZM156 203V202H155ZM164 203H166V202H164ZM242 203V202H241ZM12 204V203H11ZM34 204V203H33ZM57 204V203H56ZM76 204V203H75ZM84 204V203H83ZM86 204V203H85ZM101 204H102V202H101ZM113 204V203H112ZM147 204V203H146ZM180 204H181V202H180ZM185 205H186V203H184ZM253 204V203H252ZM256 204V203H255ZM61 205V204H60ZM66 205V204H65ZM72 205V204H71ZM87 205V204H86ZM104 205V204H103ZM152 205V204H151ZM172 205V204H171ZM3 207H4V204L2 205ZM68 206V205H67ZM124 206V205H123ZM155 206H156V204H155ZM162 206V205H161ZM169 206V205H168ZM175 206H176V204H175ZM184 205H182V207H183ZM189 206V205H188ZM196 206V205H195ZM261 206H264V205H261ZM38 207V206H37ZM119 207V206H118ZM153 207V206H152ZM165 207V206H164ZM178 207V206H177ZM181 207V206H180ZM179 207V208H180ZM190 207H193V206H191V204H190ZM234 207V206H233ZM240 207V206H239ZM56 208V207H55ZM67 208V207H66ZM72 208V207H71ZM106 208V207H105ZM109 208H111L110 206H109ZM121 208V207H120ZM138 208V207H137ZM151 208V207H150ZM162 208H163V206H162ZM18 209V208H17ZM39 209V208H38ZM85 209V208H84ZM141 209H143V208H141ZM149 209V208H148ZM148 209H145V210H148ZM156 209V208H155ZM169 209H171V208H169ZM183 209V208H182ZM187 209V208H186ZM201 209V208H200ZM37 210V209H36ZM65 210V209H64ZM64 210H62V211H64ZM67 210H69L68 208H67ZM103 210V209H102ZM131 210V209H130ZM165 211H166V209H164ZM172 210V209H171ZM171 210H169V211H171ZM247 210V209H246ZM19 211V210H18ZM38 211V210H37ZM52 211V210H51ZM50 211V212H51ZM54 211H55V209H54ZM112 211V210H111ZM149 211V210H148ZM147 211V212H148ZM160 211V210H159ZM46 212H47V210H46ZM45 212V213H46ZM56 212V211H55ZM61 212V211H60ZM67 212V211H66ZM100 212V211H99ZM156 212V211H155ZM38 213H39V211H38ZM43 213V212H42ZM52 213V212H51ZM63 213V212H62ZM61 213V214H62ZM74 213V212H73ZM81 213V212H80ZM94 213H96V212H94ZM103 213H105L104 212V210H103ZM144 213V212H143ZM174 213H176V212H174ZM186 213H187V211H186ZM190 213V212H189ZM36 214V213H35ZM35 214H34V216H35ZM79 214V213H78ZM101 214V213H100ZM115 214V213H114ZM147 214V213H146ZM181 214H183V212L181 213ZM180 214V215H181ZM83 215V214H82ZM81 215V216H82ZM94 215V214H93ZM106 215H108L107 213H106ZM142 215H144V214H142ZM173 215V214H172ZM14 216V215H13ZM36 216H38V215H36ZM76 216V215H75ZM78 216V215H77ZM98 216V215H97ZM145 216V215H144ZM235 216V215H234ZM5 217V216H4ZM7 217V216H6ZM18 217V216H17ZM20 217V216H19ZM40 217V216H39ZM80 217V216H79ZM47 218V217H46ZM62 218V217H61ZM64 218H66V217H64ZM78 218V217H77ZM82 219V218H81ZM89 219V218H88ZM93 219V218H92ZM103 219V218H102ZM51 220V219H50ZM50 220H48V223H50L51 221ZM82 220H84V219H82ZM86 220V219H85ZM84 220V221H85ZM256 220V219H255ZM50 221V222H49ZM57 221V220H56ZM60 221V220H59ZM80 221V220H79ZM95 221V220H94ZM98 221V220H97ZM164 221H165V219H164ZM163 221V222H164ZM44 222V221H43ZM68 222V221H67ZM187 222V221H186ZM35 223V222H34ZM38 223H40V222H38ZM61 223H62V220H61ZM74 223V222H73ZM92 223H95V222H92ZM92 223H91V225H92ZM166 223V222H165ZM44 224V223H43ZM83 224V223H82ZM107 224V223H106ZM168 224V223H167ZM200 224H202V223H200ZM251 224V223H250ZM8 225V224H7ZM42 225V224H41ZM59 225V224H58ZM74 225V224H73ZM76 225V224H75ZM90 225V226H91ZM96 225V224H95ZM94 225V226H95ZM239 225V224H238ZM17 226H19V225H17ZM20 226H21V224H20ZM66 226V225H65ZM68 226V225H67ZM89 226V227H90ZM98 226V225H97ZM34 227V226H33ZM50 227H51V224H50ZM60 227V226H59ZM74 227V226H73ZM80 228H81V226H79ZM99 227V226H98ZM112 227H113V225H112ZM118 227V226H117ZM52 228V227H51ZM58 228V227H57ZM188 228V227H187ZM243 228H244V226H243ZM249 228V227H248ZM252 228V227H251ZM14 229V228H13ZM54 229V228H53ZM69 229V228H68ZM94 228H92V230H93ZM112 229V228H111ZM161 229V228H160ZM241 229V228H240ZM17 230V229H16ZM50 230V229H49ZM84 230H85V228H84ZM88 230V229H87ZM257 230V229H256ZM34 231V230H33ZM62 231V230H61ZM73 231V230H72ZM89 231V230H88ZM94 231V230H93ZM186 231H187V229H186ZM200 231V230H199ZM202 231V230H201ZM44 232V231H43ZM50 232V231H49ZM76 232V231H75ZM112 232V231H111ZM195 232V231H194ZM208 232V231H207ZM206 232V233H207ZM243 232V231H242ZM42 233V232H41ZM51 233V232H50ZM57 233V232H56ZM86 233V232H85ZM103 233V232H102ZM164 233V232H163ZM201 233H203V232H201ZM205 233V232H204ZM257 233V232H256ZM12 234H13V232H12ZM32 234V233H31ZM39 234V233H38ZM65 234V233H64ZM71 234V233H70ZM75 234V233H74ZM76 234H77V232H76ZM88 234V233H87ZM89 234H90V232H89ZM198 234V233H197ZM15 235V234H14ZM60 235V234H59ZM158 235V234H157ZM61 236V235H60ZM73 236V235H72ZM89 236V235H88ZM206 236V235H205ZM204 236V237H205ZM45 237V236H44ZM75 237V236H74ZM90 237H91V235H90ZM113 237V236H112ZM155 237V236H154ZM185 237H186V235H185ZM192 237V236H191ZM190 237V238H191ZM201 237H202V235H201ZM46 238V237H45ZM66 238V237H65ZM71 238V237H70ZM87 238V237H86ZM169 238V237H168ZM198 238H200L199 236H198ZM259 238H260V236H259ZM67 239V238H66ZM65 239V240H66ZM92 239V238H91ZM123 239H125V238H123ZM162 239V238H161ZM188 239V238H187ZM72 240V239H71ZM93 240V239H92ZM197 240V239H196ZM199 240V239H198ZM261 240V239H260ZM43 241V240H42ZM61 241V240H60ZM127 241H129V240H127ZM169 241V240H168ZM172 241V240H171ZM190 241H191V239H190ZM41 242V241H40ZM91 242V241H90ZM125 242V241H124ZM197 241H195V243H196ZM201 242V241H200ZM213 242H215V241H213ZM39 243V242H38ZM65 243V242H64ZM69 243V242H68ZM181 243V242H180ZM179 242H178V244H180ZM189 243H191V242H189ZM198 243V242H197ZM261 243V242H260ZM45 244V243H44ZM71 244V243H70ZM97 244V243H96ZM95 244V245H96ZM122 244V243H121ZM168 244V243H167ZM193 244V243H192ZM191 244V245H192ZM50 245V244H49ZM64 245V244H63ZM68 245V244H67ZM66 245V246H67ZM83 245H85V244H83ZM91 245H93V244H91ZM98 245V244H97ZM143 245V244H142ZM189 245V244H188ZM196 245V244H195ZM201 245H202V243H201ZM129 246V245H128ZM263 246V245H262ZM163 247V246H162ZM166 247V246H165ZM174 247V246H173ZM182 247H183V245H182ZM76 248H77V246H76ZM129 248V247H128ZM167 248V247H166ZM190 248H193V246L192 247H190ZM189 248V249H190ZM42 249H43V247H42ZM83 249V248H82ZM86 249H88V248H86ZM122 249V248H121ZM146 249V248H145ZM176 249V248H175ZM180 249V248H179ZM197 249V248H196ZM27 250V249H26ZM46 250V249H45ZM65 250H67V249H65ZM77 250H79V249H77ZM98 250V249H97ZM128 250V249H127ZM187 250V249H186ZM194 250V249H193ZM198 250V249H197ZM203 250H205V249H203ZM210 250V249H209ZM38 251V250H37ZM63 251V250H62ZM118 251V250H117ZM67 252V251H66ZM138 252V251H137ZM161 252V251H160ZM194 252H195V250H194ZM198 252V251H197ZM200 252V251H199ZM42 253V252H41ZM70 253V252H69ZM92 253V252H91ZM178 253V252H177ZM176 253V254H177ZM188 253V252H187ZM186 253V254H187ZM192 253V252H191ZM84 254V253H83ZM157 254H159V253H157ZM196 254H198V253H196ZM201 254V253H200ZM95 255H96V253H95ZM129 255V254H128ZM70 256V255H69ZM90 256V255H89ZM97 256V255H96ZM115 256H117V255H115ZM179 256V255H178ZM193 256V255H192ZM199 256V255H198ZM67 257H68V255H67ZM75 257V256H74ZM169 257V256H168ZM183 257V256H182ZM196 257V256H195ZM194 256H193V258H195ZM49 258V257H48ZM48 258H47V260H48ZM61 258H62V256H61ZM147 258V257H146ZM176 258V257H175ZM187 258V257H186ZM185 258V259H186ZM197 258V257H196ZM54 259V258H53ZM112 259H114V258H112ZM111 259V260H112ZM128 259H130V258H128ZM127 259V260H128ZM188 259V258H187ZM166 260H168V259H166ZM56 261V260H55ZM54 261V262H55ZM78 261H80V260H78ZM119 261V260H118ZM147 261V260H146ZM169 261V260H168ZM174 261V260H173ZM181 261V260H180ZM188 261V260H187ZM11 262V261H10ZM75 262V261H74ZM87 262V261H86ZM117 262V261H116ZM155 262V261H154ZM31 263V262H30ZM130 263H131V261H130ZM12 264V263H11ZM58 264V263H57ZM87 264V263H86ZM107 264V263H106ZM149 264V263H148ZM158 264V263H157ZM187 264V263H186Z\"/></svg>", "mask_w": 264, "mask_h": 264}, {"label": "built area", "instance_id": "built-area-1", "mask_svg": "<svg viewBox=\"0 0 264 264\" xmlns=\"http://www.w3.org/2000/svg\"><path fill=\"white\" fill-rule=\"evenodd\" d=\"M113 16L107 23L108 29L101 28L102 18L94 17L81 7L71 11L59 4L53 8L49 32L60 53L66 57L84 55L94 56L103 49L112 48L113 37L121 31L120 3L112 0ZM110 24V25H109Z\"/></svg>", "mask_w": 264, "mask_h": 264}, {"label": "crops", "instance_id": "crops-1", "mask_svg": "<svg viewBox=\"0 0 264 264\" xmlns=\"http://www.w3.org/2000/svg\"><path fill=\"white\" fill-rule=\"evenodd\" d=\"M234 11L239 12V16L242 17L243 21L247 25L246 27H250L251 26L250 21L253 20L254 29L256 30V32L257 33L261 32L262 35L264 36V3L263 2H257L256 0L254 1L246 0L243 5L238 6L237 9H234ZM259 64L257 66H259ZM258 75H260L259 82L256 83V86L259 85L260 87H264V69L257 72L256 76Z\"/></svg>", "mask_w": 264, "mask_h": 264}]
</instances>
